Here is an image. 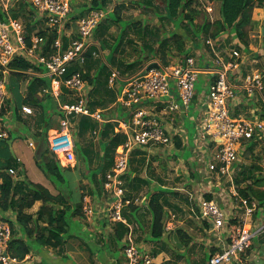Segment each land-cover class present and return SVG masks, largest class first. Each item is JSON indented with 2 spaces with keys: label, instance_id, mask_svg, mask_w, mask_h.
Listing matches in <instances>:
<instances>
[{
  "label": "crops",
  "instance_id": "crops-1",
  "mask_svg": "<svg viewBox=\"0 0 264 264\" xmlns=\"http://www.w3.org/2000/svg\"><path fill=\"white\" fill-rule=\"evenodd\" d=\"M91 1L92 0L70 1L69 20L58 35L63 49H67L71 42L78 38L79 22L86 18L90 12H93L87 11ZM210 4H212V2H210ZM18 6L19 5L16 7ZM219 7L217 8L216 17L214 16V9L213 17L215 18L213 21L220 18ZM116 9L117 13L115 16L114 10ZM105 10L106 15L101 21V26L99 25L96 27L88 40V46L84 53L86 52L87 54H90L91 57L86 59L85 65L83 64L85 67L82 71L85 73V71L89 70V75L91 76L97 74L99 68L96 70V67L98 63H100V59L106 55L114 54L113 57L115 58V61L113 65H109L110 69L106 73V78H109L111 70H115L119 74V79L115 80V86H109L108 80L105 85L104 104L106 105V108H104V110H110V114L104 117V123H115V133L125 135L119 121L126 122L124 119L120 118V115H126L128 110L120 105L119 98L127 81L143 73L145 67H147L150 63H154L152 60L155 57L150 60L148 59L142 68L134 71L135 73L133 72V70H135L134 67L133 70L129 69V71H126L127 73L122 74V72L125 71L126 63H131L138 57L147 58L148 55L144 53L157 49L155 56L158 55L162 58L161 52L166 53L165 61L167 64L169 58H175L177 61L174 66H183L185 58H193L195 62L194 66L197 70H199L197 79V82L199 81V86L197 87V90L195 88V96L188 111L165 114L163 105H152L151 103H148V105L147 103L145 104L147 108L153 111L162 121L166 132L172 138V144L169 146L135 147L132 150L129 156L127 172L122 177L124 198L132 201V204L130 206H123L121 216L131 227L132 236L134 237L138 249H140L144 254H148L147 251H145L148 249L150 253H152V264H174L172 261L173 256L170 257L168 253L173 252L174 255L175 253L183 254L188 250L192 251L195 246V253L192 251L193 255H191L193 263L205 264L207 257H205V260L202 259L200 262L195 261V256L199 255L198 253L201 251L199 249L203 250V240L202 238L196 239L197 234H195V232H199V234H213L215 244L213 247L217 248L216 253L221 251L226 240L224 233H220V235L214 234L211 230L212 225L207 221L199 219L198 216L195 215L196 208L194 203L197 199L209 196L212 200H214L218 195L216 187L212 190L210 188L205 189L204 192H208L205 194H198L197 191L192 188V186L195 187L201 185L197 180L202 174L201 169H203L204 172H206V169L205 167L195 168V160L197 159L196 161H199V154H196L198 150H196L197 145L195 144L194 137L196 130L189 128L187 119L190 117L188 120H192L194 122L195 128L196 118H199L202 110V101L204 100L203 96L207 93L210 84L216 77L217 68L213 63L216 54L223 57L226 61L232 51H237L240 54V62L237 68L229 71L232 82L237 86L239 85L238 80L246 74L254 71L264 72V48L258 49L250 41L246 47L239 48L236 45L235 40L227 33L220 35L216 39H212L214 45L212 48L211 45L206 43V38L203 35L195 37L192 30L185 25H179L176 27L173 23H170L167 20L164 21L162 18L164 15V9L159 4L158 0H109ZM255 11H261L262 13H254V17H252L254 23L253 28L259 27L262 35L264 36V8H262V10L256 8ZM75 17H79V19L74 20ZM204 20L208 21L209 19L207 16H203V19L199 21L196 17L194 24L197 26ZM133 23H137V26L139 27L135 31H133ZM161 25L163 27H160ZM105 27L107 29H105ZM157 27L161 30L158 35L155 32ZM173 33L184 39V49L181 50V52H179L177 47L173 45L174 40L171 38ZM32 36L33 33H31V37ZM158 40H162L169 46L166 44L163 47H159L157 44ZM121 41L122 44L116 48L117 43H120ZM129 41H132V43L136 45L133 46L134 50L135 47L138 50L137 55H133L135 60L132 59L133 56H130L131 54L127 44ZM112 49L114 52L111 51ZM250 51H254V53H251ZM250 56H252V58H250ZM126 58L128 60H125ZM120 61H125V65H122L123 63L121 65L117 64ZM169 65L171 64L169 63L166 66ZM208 68L210 71H206ZM98 89L99 91L102 90L98 84H92V91ZM107 90L110 91L105 92ZM89 93L90 92H88L87 88L86 95L88 97V101L90 102ZM253 98L254 96H248L244 91L237 89L235 91V99L233 101H229L231 115L236 118H251L253 115H258L260 118L262 114H264V104L258 103L257 99L253 101ZM191 109H193V113H195V115H191ZM128 120L129 119H127V121ZM97 127L98 129H101L102 125ZM95 130H97V128L93 131ZM52 131H55L54 128L50 129V132ZM27 133H22L26 143L27 136L25 134ZM98 134L99 132L97 135ZM74 135L73 140L75 141V137L78 136V130ZM176 139L179 140L180 147H177ZM75 145H78L76 141ZM75 145L74 152L76 151ZM36 146L37 144L34 142V150L30 148L31 151L28 153L20 144L12 142L10 144V151H12V156L22 164L21 171L23 174L18 176L16 170L15 175L7 173L16 181H23V179H26L27 181L44 186L54 195L62 193L65 196H69L71 193L69 184L67 186L54 185L36 167L34 160ZM15 148L19 155L26 157L30 161V167L33 164L35 168L32 170V174L34 176L33 179L30 176L29 168H26L24 162L15 154ZM88 148L89 147L81 148L80 146L78 149L79 151H77L82 154L81 157H84L83 167H79V164L70 165V170L66 172L69 176H77L73 180L71 178L69 179L70 183L74 182V185L70 186L74 192L76 191L77 195L76 203H74L69 197V205L72 209L76 207L77 203L80 202V196L83 195L82 216L77 215L75 217H71L67 236H65L64 243L61 246L57 248L44 247L38 250L39 247L36 244H33L35 248L32 247V252L24 258L25 264H126V258L123 254L122 248L128 230L126 234L121 236L120 240L116 239L118 238L117 231H120L119 223L111 220L108 215L109 208L112 206L115 199L111 197L103 188V174L98 173L102 163L99 162L93 165L91 161H89L85 164V159L88 157V155H86ZM90 148L92 149V145ZM99 150L101 152L100 145ZM256 150L257 149L254 146L252 151L249 153H256ZM185 151L190 154L186 161L183 160ZM171 153L174 157L176 156V158L178 157L181 159V163L176 167L173 166V163L166 162L167 154ZM151 159L155 161L152 162ZM59 162L61 166H63V162L60 160ZM67 165L63 167L66 168L68 167ZM240 166L241 164L236 168L234 180L235 177L240 174ZM86 168H89L92 171L95 169L96 171L89 175H84L82 171ZM178 171L180 173H177ZM198 174H200V176ZM190 189H192L195 193H191L189 191ZM200 189L201 187L199 190ZM160 192L162 193V201H164V208L167 213L166 219L168 218V215H170L172 219L167 220L166 231L163 237L160 240H157L159 241L158 243H155L149 235L152 216L148 211L147 205L150 197L153 194ZM220 199L224 202L226 201L224 198ZM135 200H137L136 203L134 202ZM235 200L238 201V205L235 206L232 202H230L229 209H223L229 220H237V224L252 228L262 221L264 218V209L262 207L260 208L259 206L251 217H245L241 203L238 199ZM41 204L42 203L40 201L35 202L31 209L25 210V213L35 215ZM219 206L222 207V205ZM86 208L92 209V213L90 215L85 213L84 210ZM10 212L11 211L5 213L0 212V218L3 219V215L14 214L13 212ZM14 222L15 221H13V223ZM16 230H18L17 227ZM178 230H181L187 237L183 236V238H180L177 234ZM175 232L177 237L181 240V243H178V238L176 239L174 234ZM17 235L19 237H23L20 232H18ZM23 239L26 240L25 237ZM26 241L34 243L32 239H27ZM208 243L209 241L207 244ZM70 250L73 252H69ZM78 250L81 252L84 250V254H86L85 261L82 263L77 262L73 256V253L77 255L76 251ZM68 254L71 255L70 259L66 258ZM209 255L211 258L212 254ZM243 259L246 264H264V236L255 235L251 239L250 246L243 255ZM180 260H182V258ZM179 261L176 259L175 264H180Z\"/></svg>",
  "mask_w": 264,
  "mask_h": 264
},
{
  "label": "built area",
  "instance_id": "built-area-1",
  "mask_svg": "<svg viewBox=\"0 0 264 264\" xmlns=\"http://www.w3.org/2000/svg\"><path fill=\"white\" fill-rule=\"evenodd\" d=\"M22 1L0 0L2 13L9 17L6 21L0 19V67L3 73V78H0V110L6 100L9 72L7 67L12 59L22 58L43 67L46 75L51 77L50 93L54 97L59 96L61 86L70 92L68 102L58 103L62 117L59 119V127L51 132L48 140L58 160L62 159L63 162L74 165L73 138L78 130L77 122L74 120L87 117L97 123H104L105 119L102 111H92L89 107L82 73L76 72L65 80L62 77L72 62L82 63L88 40L98 23L105 18L106 12L102 10L90 12L79 22L78 38L73 40L67 49L62 50L61 42L57 37L52 44L53 53L44 54L43 38L33 35L30 38V45H27L23 25L9 16V11ZM29 1L43 20L44 29L56 31L59 35L69 20L71 0ZM199 1L200 6L208 12L211 11L208 0ZM206 43L214 47L212 39H206ZM239 62L240 54L237 51H232L227 61L216 54L213 61L217 68L216 77L203 96L202 110L195 122L194 137L198 150L196 154L201 155V160L205 163V173L208 177L215 176L219 181L224 179V183H229L231 197L239 200L245 217H251L259 204L254 199L249 202L238 194L234 184V174L247 152L248 144L264 145V121L258 115H253L251 118L233 117L230 113L229 101L235 99L237 89L244 91L248 96L257 95L264 100V72L254 71L246 74L238 80L239 85L236 86L231 80L229 71L237 68ZM194 64L193 58H186L183 66L160 65L158 69L144 70L143 73L127 81L119 98L120 105L127 109L129 114L128 121H119L126 140L117 148L114 166L107 174L103 185L104 190L115 199L108 211L111 220L127 225L126 220L121 216V210L123 206L131 205L132 201L124 198L122 177L127 172L132 150L135 147L172 144V138L166 132L162 121L145 104L163 105L165 114L188 111L195 96V84L199 73ZM117 79H119L118 72L111 70L108 78L109 86H113ZM21 112L24 115H31L32 109L28 105H22ZM95 131L92 133L97 134ZM0 137H5V134L2 133ZM8 173L15 175L16 171L9 169ZM134 202L136 203L137 200ZM194 205L195 215L209 222L214 234H225V245L205 264H246L243 255L249 248L251 239L255 235L264 236V218L254 228L238 224L233 230L229 226L230 220L226 213L215 200L201 197ZM84 211L88 214L92 213L91 208H86ZM127 226L128 233L123 248L126 264H152V258L134 244L132 229ZM11 236L12 230L9 224L0 218V264H25L24 259H17L8 253L7 247ZM230 239L232 242H229Z\"/></svg>",
  "mask_w": 264,
  "mask_h": 264
},
{
  "label": "trees",
  "instance_id": "trees-1",
  "mask_svg": "<svg viewBox=\"0 0 264 264\" xmlns=\"http://www.w3.org/2000/svg\"><path fill=\"white\" fill-rule=\"evenodd\" d=\"M217 1L220 3L219 14L220 18L215 21L204 20L201 24L197 26L194 24L195 16H197L198 11L193 10L192 6L194 3L201 5L199 0H158L159 4L164 9L163 19L170 23H173L176 27L179 25H185L192 30L195 37L203 35L206 39H216L222 34H230L235 40L236 45L241 47H246L249 44V32L253 29V10L256 8H264L263 0H208V2ZM109 0H92L87 11H106V5ZM26 8H29L27 11ZM28 12V13H27ZM37 11L32 6L29 0H23L19 3L18 7L12 8L9 11V16L14 20H18L20 17L26 18V44L30 45L31 33L37 28V25L42 24L43 20L35 19L34 14ZM117 9L114 10V15L116 16ZM8 15L2 13L0 9V19L6 21ZM79 17H75L74 20H78ZM116 20V19H115ZM101 26V21L97 26ZM133 31L137 30L139 27L137 23H133ZM160 27H163L162 25ZM96 29V28H95ZM105 29H107L105 27ZM159 27L156 28L155 32L158 35L160 33ZM153 33V32H151ZM36 35L40 36L44 40V54L53 53L54 48L52 44L57 39L58 34L56 31H50L39 28ZM173 45H175L179 52L184 49V39L180 38L179 35L173 33L171 37ZM122 44L117 43L116 48ZM128 45H132V41L127 42ZM159 47L165 46V43L157 41ZM65 46V45H64ZM101 47V46H100ZM62 50H65L62 48ZM157 50V49H155ZM113 51V49L111 50ZM114 52V51H113ZM152 55L147 56L150 60L155 57L154 49L151 51ZM114 56V54H111ZM91 57L90 54L86 52L83 54L82 63L78 61L72 62L66 73L63 75V80L69 79L74 73H82L83 80L88 81L90 84H98L99 87L104 92V83L107 84L108 77L104 80V75L99 73L93 76L89 75V70L83 73L84 65L86 59ZM143 58L138 57L135 61L131 63H126L125 71L122 74L127 73L129 69L137 71L142 68L147 61L146 57L144 61ZM186 59V58H185ZM165 60V59H164ZM115 58L108 65H113ZM84 64V65H83ZM122 64V61L117 63ZM168 65L167 62H164ZM123 65V64H122ZM8 75H7V90L11 92L14 107L11 109L12 118L17 122L22 123L21 132H13V130H8V138L5 139L0 137V212L5 213L11 211L15 215V222H10L9 226L12 230V236L8 242L7 251L8 253L17 258L24 259L30 252H32L33 244H36L39 248L51 247L57 248L64 243V238L67 236L68 228L70 227L71 217L77 215L82 216L83 211V195L80 196V202L77 203L76 207L73 209L69 205V197L73 200V195L70 193L69 196H65L62 193L52 194L44 186L27 181H16L7 172L9 169H15L17 175L21 176L23 172L21 171L22 164L16 160L10 151V145L8 141L12 139V134L16 133L18 137L23 136V132H29V124L27 121H23L21 114L22 105L32 106L37 110L35 117H33V128L35 131L32 134V139L37 144L35 149V165L36 167L48 178L54 185L63 186L68 185L69 179L66 173L70 170V167L64 168L61 166L59 160L57 159L55 153L52 151L49 143L47 141V133L52 129L51 123V111L57 109L58 124L59 119L62 117V113L59 110L58 103H65L70 100L68 97L70 92L62 86L60 89V94L56 104L54 103V96L50 93V82L51 77L45 75L46 70L41 67L30 63L22 58H14L8 64ZM104 67L99 69L101 71ZM98 71V72H99ZM132 72V74H133ZM135 73V72H134ZM0 78H3L2 68L0 67ZM24 87L25 96L21 95V87ZM107 90L105 92H108ZM43 93V97L40 94ZM93 96L98 94V90L92 91ZM91 93V95H92ZM95 94V95H94ZM54 99V100H53ZM98 101H90V108L95 111V109H104L106 105L104 104V97H99ZM61 100V101H60ZM59 101V102H58ZM6 104L0 110V121L5 122L4 117ZM129 114H121L120 118L127 121L129 119ZM264 121V114L260 117ZM98 123L87 117H79L77 119L78 135L84 136L88 132H92L96 129ZM116 124L111 122H105L102 124L101 131L99 132L101 147V153L95 154L97 159L101 160V167L99 169L102 173L103 185L106 181V176L114 166V156L115 150L120 146L125 140V135L121 133H115L114 128ZM2 131V129L0 130ZM2 133H0L1 135ZM177 147H180L179 140L176 139ZM255 144H248L247 150L251 152ZM75 153L79 151L78 145H75ZM88 155L85 161L89 162L93 154L91 145H88ZM81 154V153H80ZM255 163L249 167V169H243L239 177L234 181V184L238 190V194L247 199L249 202L251 200H256L260 206L264 209V176L256 175L261 169L257 165V156ZM244 183V185H243ZM71 192V191H70ZM207 200H211V197H207ZM40 201L42 204L35 215L25 213L26 209H31L35 202ZM74 203L77 201L73 200ZM130 206V205H129ZM148 211L152 216V221L150 225V238L154 240H160L166 231V210L164 208V201H162V193L153 194L147 205ZM86 213V212H85ZM88 214V213H86ZM90 215V214H88ZM4 220H7L3 218ZM119 223L120 231H117V240H120L121 236L126 234L129 225H125L122 222L115 221ZM127 222V221H126ZM238 224L236 222H230L229 226L231 229ZM16 227L18 230H16ZM20 232L23 237H19L17 234ZM180 238L187 237L181 230L177 231ZM32 239L34 243L27 242L25 239ZM229 242H232L230 239ZM37 250V249H36ZM206 262L210 259V255L206 256Z\"/></svg>",
  "mask_w": 264,
  "mask_h": 264
},
{
  "label": "rangeland",
  "instance_id": "rangeland-1",
  "mask_svg": "<svg viewBox=\"0 0 264 264\" xmlns=\"http://www.w3.org/2000/svg\"><path fill=\"white\" fill-rule=\"evenodd\" d=\"M17 5H19V3L17 4ZM16 5V6H17ZM211 11L210 12H208L207 10H205L202 6H199V5H197V3H194V5L192 6V9L193 10H196V11H198V14H197V16H195V17H197V20H202L203 19V16H207L208 17V19L210 20V21H213L214 20V18L216 17V12H217V8L220 6V3L219 2H217V1H214V2H212V4H211ZM27 9V11L29 10V8H26ZM214 9H215V13H214V16L215 17H213V12H214ZM258 9H261L262 10V8H258ZM256 9H254L253 10V14H252V17H254V13H262L261 11H255ZM28 13V12H27ZM212 14V15H211ZM209 15V16H208ZM211 15V16H210ZM40 15H39V13H35L34 14V17H35V19H40L41 20V17H39ZM26 18H23V17H20L19 19H18V21L23 25V27H24V31H25V33H27V29H26V20H25ZM208 20V21H209ZM207 21V20H206ZM263 27H264V25H263ZM39 28H45V26H44V23H43V25L41 24V26L40 25H37V28L34 30V32H32L33 33V35H36V32H37V30L39 29ZM249 41L255 46V47H257L258 49H260V48H264V36L262 35V33H261V30L259 29V27H255V28H253L252 29V31L251 32H249ZM135 39V38H134ZM165 43V42H164ZM167 43H165V45H166ZM168 45V44H167ZM133 46H136L134 43H133V45H128V49H129V51H130V56L132 57L133 55H137V53H138V50L136 49V47H135V50H134V47ZM169 46V45H168ZM251 53L253 52L254 53V51H250ZM144 53V52H143ZM154 53H157V50H154ZM256 53V52H255ZM144 54H147L148 56L149 55H152L151 54V52H148V53H144ZM135 55V56H136ZM161 56H162V58H160V56H158V55H156L155 56V58L152 60V62H154V63H158V64H160L161 66H166L165 64H164V62H165V58H166V53H162L161 52ZM112 58H113V55H106V56H104L103 58H101L100 59V63H98V65H97V67H96V70L99 68V69H101L102 67H104L101 71H99L98 73L99 74H101V75H104V80H106V73H107V71L110 69V67H109V62H111L112 61ZM250 58H252V56H250ZM133 60H135V57L133 56V58H132ZM147 60H148V58H146ZM125 60H128L127 58L125 59ZM142 61H144V58L142 59ZM177 61V59H172V58H169V60H168V64L170 63L171 65H169V66H174L175 65V62ZM122 63H123V65H125V61H122ZM145 69H146V67H145ZM104 73V74H103ZM8 78V77H7ZM84 83H85V85L87 86V88H88V92H90L89 93V98H90V100L92 101V99H94L93 101H98L99 99H97V98H99V97H104V92L101 90V91H99V89H98V94L97 95H95V96H93V93H92V90H91V86H92V84H90L88 81H86V80H84ZM106 84L104 83V86H105ZM116 85V82L114 83V86ZM199 86V81L195 84V88H196V90H197V87ZM22 89H21V95H23V96H25V90H24V87L22 86L21 87ZM107 88H108V85H107ZM91 93H92V95H91ZM44 95H43V93H41L40 94V97H43ZM263 97H264V93H263ZM55 99V100H54ZM53 100H54V103L56 104V100H58V97H55ZM257 99V102L258 103H260V104H264V100L261 98V97H259V96H257V95H255L254 96V98L252 99L253 101L254 100H256ZM10 101H13V98H12V95H11V92L10 91H6V100H5V103L4 104H6V107H5V111H4V117L6 118V121L5 122H1L0 121V130L2 129V131H0V133H4L5 134V137H3V138H5V139H7L8 138V130L9 129H11V130H13V132H21V127H22V123H20V122H17L16 120H14L13 118H12V113H11V109L14 107V103L15 102H13V103H10ZM61 101V100H60ZM59 102V101H58ZM88 104H89V106H90V102L88 101ZM31 107V109H32V114L31 115H24L22 112L20 113L21 115V117H22V119H23V121L25 120V121H27L28 122V124H29V133H27V134H25L27 137V143H26V141L24 140V138H22V137H18L17 136V134L16 133H13L12 134V139H10V141H8V143H9V145L12 143V142H17L18 144H20L28 153H30V151H31V149H33L34 150V140L32 139V134H33V132L35 131V129L33 128L34 126H33V117H35V115H36V113H37V110H35V108H33L32 106H30ZM58 107H56V110L55 111H51V115H52V118H51V123H52V128H57V124H58V116H57V109ZM92 110V109H91ZM95 110H100V111H103L104 109H100V108H98V109H95ZM92 111H94V110H92ZM190 111H192V114L191 115H195V113H193V109H191ZM110 114V110H104L103 112H102V116H107V115H109ZM188 119H190V117H188ZM187 119V123L189 124L188 126H189V128H191L192 130L194 129L195 130V128H194V122L192 121V120H188ZM75 122H77V119H75L74 120ZM102 124H104V123H98V126H101ZM97 133L98 132H100L101 130L100 129H98V127H97ZM51 135V132H50V130L48 131V133H47V141H48V137ZM75 141L77 142V144H78V148H80V146H81V148H84V147H87L88 145H92V152H93V154L91 155V157H92V159L90 160L91 161V163L94 165L95 163H99V162H101V160L100 159H97V157L96 156H94L95 154H97L98 155V153H101L100 152V150H99V142H100V138H99V134L97 135V134H93L92 132H89L88 134L86 133L83 137L82 136H76L75 137ZM49 143V142H48ZM28 146H27V145ZM30 144H32V145H30ZM250 144H252V143H250ZM80 145V146H79ZM50 146V145H49ZM29 147V148H28ZM102 147V146H101ZM100 147V148H101ZM31 148V149H30ZM255 148L257 149L256 150V153H249V152H246L245 153V155H244V157H242V159H241V166H240V172L243 170V169H249V167L251 166V165H253L254 163H255V158L258 156L259 157V160H257V165H258V167L261 169L260 171H258L257 173H256V175H259V176H264V169H263V167H264V145H262V144H256L255 145ZM81 151V150H80ZM12 152V151H11ZM168 153V152H167ZM15 154L17 155V157L20 159V160H22L23 162H24V164H25V166H26V168H29V170H30V176H31V178L33 179L34 178V176H33V174H32V170L33 169H35L34 168V166H33V164H32V166L30 167V164H29V160L26 158V157H22V155H19L18 153H17V151H16V148H15ZM195 155V154H194ZM82 156V154H80V152H77V153H75V164L74 165H78L79 164V167H83V158L84 157H81ZM115 156H116V153H115ZM115 156H114V158H115ZM189 156H190V154H189V152H186L185 151V153H184V155H183V160H185L186 161V159L187 158H189ZM31 159V158H30ZM61 159V158H60ZM198 159H199V161H196L195 160V163H196V167L195 168H198V167H205V163L204 162H202V160H201V155H199V157H198ZM180 158H176V156L174 157L173 156V154L171 153V154H167V159H166V162L167 163H169V162H171V163H173L174 165V167H176L178 164H180L181 162H180ZM151 161L153 162V161H155V160H152L151 159ZM61 162H63L62 161V159H61ZM86 163H88L87 161H85V164ZM183 163V162H182ZM63 164V166H66L67 164L66 163H62ZM68 167L70 166V165H67ZM202 170V174H201V176H200V174H198L200 177H199V179L197 180V181H199L198 183L199 184H201L200 186H195V187H193L192 186V188L194 189V190H196L197 191V193L198 194H205V193H208V192H204L205 191V189H213L214 187H216V189H217V195L218 196H216L215 197V201H217V203L219 204V205H222V208L223 209H229V205H230V202H232V204L233 205H238V201L237 200H235L236 198L235 197H231L232 195L229 193V191H230V184L228 183V184H226V183H224V179H221L220 181H219V179H217V178H215V176H214V178L213 177H208V174H206L205 172H204V170L203 169H201ZM37 171V170H36ZM82 171V170H81ZM96 170L94 169L93 171L91 170V169H85V170H83L82 171V173L84 174V175H89V174H91L92 172H95ZM38 172V171H37ZM239 172V173H240ZM98 173H100V171H98ZM177 173H180L179 171L177 172ZM238 173V174H239ZM77 177V176H76ZM76 177H74V176H67V178L69 179V178H71L72 180L74 179V178H76ZM236 177H239V175H237ZM236 177H235V179H236ZM235 181V180H234ZM219 182V184H217ZM67 184H69V189H70V191H71V194L73 195V200L75 201V200H77V198H76V191L74 192V190L72 189V187L70 186V185H74V182H72V183H70V182H67ZM219 185V186H218ZM243 185H244V183H243ZM201 187V189L199 190V188ZM207 187V188H206ZM191 193H195L192 189H190L189 190ZM221 194V195H220ZM203 196H205V195H203ZM220 198H224V199H226V201L224 202V201H222ZM9 212V211H8ZM11 213V212H10ZM15 215L14 214H8V215H3V218H5V219H7V220H5L8 224H10V222H13V221H15V217H14ZM170 219H172L171 218V216L170 215H168V218H167V220H170ZM231 222H236L237 220H230ZM237 223H238V221H237ZM194 232H195V230H194ZM175 234V236H176V239L178 238L177 237V235H176V232L174 233ZM195 234H197V236H196V239L197 238H199V239H201L202 238V240H203V250L202 249H199V250H201L198 254L199 255H197V256H195L196 258H195V261L196 262H200L202 259H204L205 260V257L207 256V255H209V254H212V256H214L215 254H217L216 252H217V248L216 247H213V245H215L214 244V237H213V234L211 235L210 233H204V234H199V232H195ZM216 235H218V233H216ZM132 239H133V242H134V244L135 245H137L136 244V242H135V240H134V237L132 236ZM152 241H154L155 243H158L159 241H157V240H154V239H152ZM177 241H178V243L180 242L181 243V240L178 238L177 239ZM209 241V243L207 244V242ZM124 246H125V244H123V248H124ZM123 248H122V251H123ZM195 248H196V246H195ZM195 248L192 250L194 253H195ZM155 249V248H154ZM178 249V248H177ZM145 251H147V255L150 257V258H153V256H152V253H150V251H149V249L148 250H145ZM192 251H190V250H188L186 253H183V254H180V253H175V255H174V253L173 252H171V253H168V255L171 257V256H173V263L175 264V262H176V259L179 261L181 258H182V260H180L179 262H180V264H196V263H193V260H192V258H191V255H193L192 254ZM69 252H73L72 250H70ZM83 252V253H82ZM82 252L81 251H76V253H77V255L76 254H74L73 253V256L75 257V259H76V261L77 262H79V263H82L83 261H85V258H86V254H84V250H82ZM119 253V252H118ZM209 253V254H208ZM124 254V253H123ZM175 256H176V258H175ZM66 258L67 259H70L71 258V255H67L66 256ZM65 258V259H66ZM64 260V259H63ZM87 260V259H86ZM65 261V260H64ZM199 264V263H198Z\"/></svg>",
  "mask_w": 264,
  "mask_h": 264
},
{
  "label": "water",
  "instance_id": "water-1",
  "mask_svg": "<svg viewBox=\"0 0 264 264\" xmlns=\"http://www.w3.org/2000/svg\"><path fill=\"white\" fill-rule=\"evenodd\" d=\"M160 67V65L158 63H150L147 67H146V71H149L151 69H158ZM64 139V138H63Z\"/></svg>",
  "mask_w": 264,
  "mask_h": 264
}]
</instances>
